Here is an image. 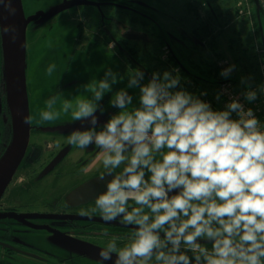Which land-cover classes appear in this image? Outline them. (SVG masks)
<instances>
[{
  "label": "clouds",
  "instance_id": "clouds-1",
  "mask_svg": "<svg viewBox=\"0 0 264 264\" xmlns=\"http://www.w3.org/2000/svg\"><path fill=\"white\" fill-rule=\"evenodd\" d=\"M10 31L0 25V34ZM56 67L49 63L45 71ZM123 78L106 68L75 106L59 91L40 110L52 121L71 109L72 119L87 127L72 130L67 142L82 150L95 145L110 175L101 177L105 190L82 214L134 226L122 245L121 237L102 233L96 264H264V120L237 98L214 108L172 67L148 79L141 68L130 71L109 100L118 111L101 124L99 102ZM258 94L264 96V82L246 84L242 93L247 101Z\"/></svg>",
  "mask_w": 264,
  "mask_h": 264
},
{
  "label": "flooded vegetation",
  "instance_id": "flooded-vegetation-1",
  "mask_svg": "<svg viewBox=\"0 0 264 264\" xmlns=\"http://www.w3.org/2000/svg\"><path fill=\"white\" fill-rule=\"evenodd\" d=\"M65 5L68 8L60 14L73 11L69 16H73L77 34L65 71L57 78L55 92L67 94L75 87L85 86L88 81L83 78L86 73H82L89 67L88 56L97 61L103 75L105 69L110 67L124 77L112 86L111 92L104 95L102 102L111 99L116 90L127 85L126 75L135 68H141L146 79L150 78L152 71H160L155 69V61L168 68H172L175 62L179 71L186 70L183 65V62L187 63L186 57L195 60L197 56L194 45L205 47L196 33L202 26L201 17L217 15L211 6L201 13L200 7L189 3L186 10L189 8L195 19L186 20L188 10H185L181 20L188 22L185 26L188 32L180 26L173 30H165L161 24L155 26V23L148 21L151 17L148 11L150 7L137 0H66ZM123 22L138 25L143 32L133 35ZM30 23L32 21L28 25ZM120 32L126 35L119 36ZM138 40L143 44V50L134 43ZM153 43L165 44L162 56L154 55ZM172 44L187 47L190 52L175 51ZM99 47L105 55L93 52L97 50L94 48ZM217 53L214 52L211 59L220 68L219 71L208 69L210 73L203 75L187 63L189 72L181 75L189 91L197 94L206 92L207 95L201 98L210 103L219 84L230 83L235 72L232 70L227 77L221 76V70L229 63L225 59H218ZM81 56V67L72 70L73 61L75 63ZM89 81L90 84L94 82ZM243 84L246 85L247 80ZM5 94L0 71V158L12 137ZM29 117L26 151L0 196V264H96L98 252L106 243L102 233L121 237L117 244L122 245L123 238L129 235L134 226L119 221L106 222L99 212L82 214V209L90 212L95 206L96 196L105 190L101 177L105 180L110 178L102 161L97 159L98 148L93 145L82 150L69 144L66 140L69 133L59 136L49 129L54 123L51 126L37 125L41 117L32 113L31 105ZM57 125L84 127V123L79 121ZM115 255L113 253V258ZM105 264L113 262L109 260Z\"/></svg>",
  "mask_w": 264,
  "mask_h": 264
},
{
  "label": "rangeland",
  "instance_id": "rangeland-1",
  "mask_svg": "<svg viewBox=\"0 0 264 264\" xmlns=\"http://www.w3.org/2000/svg\"><path fill=\"white\" fill-rule=\"evenodd\" d=\"M137 1L144 2L150 7L148 11H150L151 17L148 19V21L155 23V26H159V24H161V26H164L165 30H173L176 26H180L182 29L188 31V28H185L188 23L186 20L189 21L190 19H195L194 14L190 13L189 8H187L189 12L186 10V7L189 3L200 7L201 13L211 6L218 16L217 22L220 25V30H222L219 47L218 49H215L218 53L214 50V52L217 53L216 55H219L218 59H221L220 56L224 54L225 58L223 59L228 61L229 65H235L232 70L235 71L233 80H235L237 86H245L243 84V81L245 80H247V84L253 82L254 80L261 81L253 85H258L263 82L264 70H260L259 67L264 61V51L262 53L260 62L257 53L262 51V44L260 40L255 37L256 30L254 23L255 20L258 21V18H256V15L253 17L256 9L253 0ZM250 1H252V4ZM64 2H66V0H22V5L25 17L32 18L39 12L46 13L52 9H55L56 7L63 6ZM239 3L242 4L240 11L243 10V12L240 14L241 16L236 17L234 12L236 8L238 9L237 4ZM260 3L264 7V0H260ZM185 10L187 11L188 17L186 20L184 19L181 21L185 16ZM72 12L64 14H60L59 12L47 20H32V23L26 27V85L29 97V108L31 105V111L32 113H35V115L37 114L40 116V110L45 108L44 101L50 95L56 93L55 91L58 83L57 78L59 79V75L63 72V70L65 71V68L68 64L67 62L73 51L74 39L77 34V29L73 16H69L72 14ZM260 22L264 33V10L260 15ZM123 25L129 31H131V34L133 35L143 32L142 28L138 25L124 22ZM122 35L123 34L120 32L119 36ZM125 35L126 34H124L123 37ZM231 39L234 40V44L230 43ZM134 43L137 47L143 50V44L139 40L135 41ZM172 48L175 51H181L185 53L190 52V49L187 47L183 48L178 44H172ZM245 48L248 49L247 52L244 51ZM94 49H97L93 50L94 53H96L95 51H98L102 55H105L100 47ZM214 52H210V58H213ZM81 58L82 56L75 61L76 65L73 61L71 66L72 70L74 68L81 67ZM87 58L90 61L89 67L82 74L86 73L83 78L88 82H86L84 85H87V87L90 88L91 84L89 80L100 79L102 78L103 74L98 69L97 61L94 62L92 57L87 56ZM52 62H55L57 67L51 75H48L45 69L47 65ZM61 65H63L62 69ZM183 65L186 69L190 68L185 62H183ZM1 70L2 64L0 63V71ZM259 73L261 74L262 78L260 77ZM74 76L76 77L78 75ZM242 78H244L243 81ZM85 86L75 87L74 90L64 94L65 98L70 99L73 106H75L76 102L82 98V94L88 96L91 95L89 92H87ZM135 92V89H131L130 91V93L133 94H135ZM109 100L110 99H106L104 102H99L101 107L105 109L103 113L97 112L101 124L105 122L111 114L118 111V109L109 104ZM62 103L63 96L58 99L56 107L59 108ZM37 122H39L37 125L45 124V126H51L53 125L51 123H54V126L49 129H52L51 131L56 132L59 134V136L67 135L72 130L76 129L75 127L57 125L62 123L69 124L76 122L71 117V109L67 113L61 112L60 116L55 120L45 121L40 118L37 120ZM85 127H87L86 123H84V127L80 128L82 129Z\"/></svg>",
  "mask_w": 264,
  "mask_h": 264
},
{
  "label": "water",
  "instance_id": "water-1",
  "mask_svg": "<svg viewBox=\"0 0 264 264\" xmlns=\"http://www.w3.org/2000/svg\"><path fill=\"white\" fill-rule=\"evenodd\" d=\"M259 16L260 0H253ZM68 8L59 6L46 13L26 18L22 0H3L0 3V25H11L14 31L0 34L2 80L11 121V142L0 158V196L18 167L28 144L30 132L29 102L26 85V27L32 20H47ZM10 9L14 11H10Z\"/></svg>",
  "mask_w": 264,
  "mask_h": 264
},
{
  "label": "trees",
  "instance_id": "trees-1",
  "mask_svg": "<svg viewBox=\"0 0 264 264\" xmlns=\"http://www.w3.org/2000/svg\"><path fill=\"white\" fill-rule=\"evenodd\" d=\"M193 10H196V9L194 8ZM262 12L263 10L261 11V13ZM234 14L236 17L239 16L237 8ZM201 18H202V26L198 29L196 33H197L198 38L205 43V47H199L198 45H194L193 49L196 50V53H197L195 60H192V58L188 56L186 57L185 61L191 66V68L197 70L199 73L204 75V74L210 73L208 69H216L218 71L220 70V68L212 62V59L210 58V52H214L215 49H218L222 30H220V25L217 22L218 21L217 15L216 17H212L210 15H208V17H204L203 15ZM258 21L255 20V23H254V27L256 30L255 37L258 40H262V38L264 40V35L262 33V30L259 27ZM230 41H231L230 42L231 44H234L233 39H231ZM164 45H165L164 43H159V44L153 43L151 45V47L154 49L155 56L163 54ZM208 49L209 51H207ZM244 51L247 52L248 49L245 48ZM0 54H1V51H0ZM220 58L221 59L225 58V55L222 54ZM0 63H2V57H1ZM154 67L155 69H159L160 71H163L165 69H170L167 66H165L163 63H158L157 61H155ZM172 67L178 68L175 62L172 64ZM187 72L189 71L186 69V70L180 71V74L185 75ZM5 97H6V94H5Z\"/></svg>",
  "mask_w": 264,
  "mask_h": 264
},
{
  "label": "built area",
  "instance_id": "built-area-1",
  "mask_svg": "<svg viewBox=\"0 0 264 264\" xmlns=\"http://www.w3.org/2000/svg\"><path fill=\"white\" fill-rule=\"evenodd\" d=\"M217 92L221 93V98L217 100L215 95L214 100L211 102L214 108H223L228 100H230L231 98H237L242 103H244L245 107L253 108L255 111V115L261 120H264V96L258 94L255 100L247 101L242 95L243 92L235 90L230 83L220 84L218 86ZM233 116H235V113L233 114Z\"/></svg>",
  "mask_w": 264,
  "mask_h": 264
}]
</instances>
